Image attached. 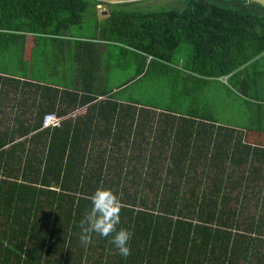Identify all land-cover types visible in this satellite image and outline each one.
I'll list each match as a JSON object with an SVG mask.
<instances>
[{"label": "trees", "instance_id": "1", "mask_svg": "<svg viewBox=\"0 0 264 264\" xmlns=\"http://www.w3.org/2000/svg\"><path fill=\"white\" fill-rule=\"evenodd\" d=\"M89 10L105 11L98 35L74 36ZM261 53L251 0H0V99L20 93L16 128L0 130V264H264V146L244 139L264 134ZM113 55L136 75L108 85ZM142 80L174 105L118 96ZM84 107L40 129L44 113ZM100 187L133 233L127 258L111 236L80 240Z\"/></svg>", "mask_w": 264, "mask_h": 264}, {"label": "rangeland", "instance_id": "2", "mask_svg": "<svg viewBox=\"0 0 264 264\" xmlns=\"http://www.w3.org/2000/svg\"><path fill=\"white\" fill-rule=\"evenodd\" d=\"M157 1V0H155ZM97 19L96 17H94L93 13L91 10L87 11L85 13L84 16V20L82 23V26L80 28L75 27L72 30V34L74 36H86V35H90L92 33H94L96 36L98 35V31H94L95 29V24H102L103 21L105 20V11L102 10H98V15H97ZM108 49L115 55H117V57L119 58V49L117 47L114 46H110L108 47ZM121 55V54H120ZM188 56V46L183 45L181 47H179L172 58V62L178 63L180 59H185ZM123 61V59H122ZM112 63L113 65H117L120 64V60L117 59L114 55L112 58ZM147 63V61H146ZM138 65L133 56H129L128 58V62L123 66H119L117 65L114 68V73L109 77L108 79V85H117L121 82L126 81L127 79L134 77L137 73V68ZM148 78H153V77H148ZM118 96L120 97H128L125 99H132L133 101L140 103V105L142 106L143 103L144 104H148V105H155L156 107H164L166 105H174V101L169 97V93H167L165 90H162L161 88H157L154 89L150 86L148 81L142 80V81H138L134 84H132L131 86H129L128 88L124 89L123 92L121 94H119ZM86 112L85 107L79 110V114L82 115ZM220 114H218L217 116L221 115V111H216ZM8 116V115H7ZM233 117H235V115L230 114H226L222 116V119H233ZM219 121H221V117L218 119ZM232 121V120H231ZM234 122L236 120H233ZM10 123V119L7 117L3 116V119L1 120V124H0V128L8 127ZM244 139L247 142L250 143H254V144H259V145H263L264 146V134H259V133H254V132H245L244 133ZM236 174H239L238 172L234 174V176H236ZM255 209V207L250 206V211H253ZM261 234H264V231L261 232Z\"/></svg>", "mask_w": 264, "mask_h": 264}, {"label": "clouds", "instance_id": "3", "mask_svg": "<svg viewBox=\"0 0 264 264\" xmlns=\"http://www.w3.org/2000/svg\"><path fill=\"white\" fill-rule=\"evenodd\" d=\"M120 212L121 204L116 193L110 188H97L91 196L90 213L81 224V242L85 245L90 243V234L93 233L105 238L111 236L110 242L119 255L127 258L131 254L133 233L130 229L117 227L121 222Z\"/></svg>", "mask_w": 264, "mask_h": 264}, {"label": "crops", "instance_id": "4", "mask_svg": "<svg viewBox=\"0 0 264 264\" xmlns=\"http://www.w3.org/2000/svg\"><path fill=\"white\" fill-rule=\"evenodd\" d=\"M32 40H33L32 36L28 35L26 37L25 58H24L26 62H29L30 47L32 45ZM29 73L32 74L31 68H30V71H28L27 75H29ZM91 78H92V75H90V77H89V82L91 81ZM0 86H1V84H0ZM29 92H31V90H29ZM18 94H20V93L17 92L16 90H11L8 92L7 98H4V100L0 99V107H1V105L3 106L2 108H0V120L3 119V116L10 119V123H9L8 127L4 126L3 128H0L1 132H4L6 128H9V130L16 128V125H15L16 119L19 118L18 113H20V110L18 112V110L16 108L17 107L16 106V103H17V97L16 96ZM31 115H34V112ZM28 116H30V114H26L25 116L22 115L23 118L28 117ZM0 124H1V122H0ZM0 140H1V134H0ZM23 141H24L23 138H20L16 134L14 135L13 142L17 143V142H23ZM9 148L10 147H8V146H3V147H0V151L7 150ZM24 149H25V153H26L27 149H31V151H34V148H30V147H28V145L25 146ZM20 153H21L20 150H16V153L14 154V159L16 160L17 157L20 156L21 159L19 160V158H18V161L24 162V157Z\"/></svg>", "mask_w": 264, "mask_h": 264}, {"label": "built area", "instance_id": "5", "mask_svg": "<svg viewBox=\"0 0 264 264\" xmlns=\"http://www.w3.org/2000/svg\"><path fill=\"white\" fill-rule=\"evenodd\" d=\"M99 7V6H98ZM79 109L74 110L72 113L66 115V116H59L58 114L54 112H46L43 114L41 118V130L43 129H50L54 127H60L63 120L68 118H74L76 115L79 114Z\"/></svg>", "mask_w": 264, "mask_h": 264}, {"label": "water", "instance_id": "6", "mask_svg": "<svg viewBox=\"0 0 264 264\" xmlns=\"http://www.w3.org/2000/svg\"><path fill=\"white\" fill-rule=\"evenodd\" d=\"M101 2H105V3H118V2H125V1H134V0H98ZM253 2H257L259 4H261L262 6H264V0H251Z\"/></svg>", "mask_w": 264, "mask_h": 264}]
</instances>
